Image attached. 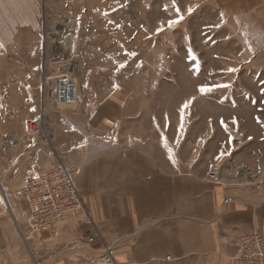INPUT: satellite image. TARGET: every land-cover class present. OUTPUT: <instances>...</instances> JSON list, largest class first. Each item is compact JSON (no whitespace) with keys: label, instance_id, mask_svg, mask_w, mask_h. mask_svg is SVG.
Listing matches in <instances>:
<instances>
[{"label":"rangeland","instance_id":"obj_1","mask_svg":"<svg viewBox=\"0 0 264 264\" xmlns=\"http://www.w3.org/2000/svg\"><path fill=\"white\" fill-rule=\"evenodd\" d=\"M53 17L61 26L69 20L74 37L67 49L58 46L56 25L44 73L68 74L87 97L77 106H55L43 73L2 74L19 85L13 104L0 103V128L20 136L21 145L0 129V148H39L70 166L82 161L74 149L82 142L80 119L132 81L136 130L124 146L157 145L176 166L192 157L220 166L219 186L233 199L264 195V14L237 16L218 0H69ZM36 120L41 131L33 135L27 125ZM89 132L86 146L117 142L109 130L98 138ZM3 186L0 180V220L14 224ZM31 240L1 253L0 264H38Z\"/></svg>","mask_w":264,"mask_h":264},{"label":"crops","instance_id":"obj_2","mask_svg":"<svg viewBox=\"0 0 264 264\" xmlns=\"http://www.w3.org/2000/svg\"><path fill=\"white\" fill-rule=\"evenodd\" d=\"M218 1L237 16L264 14V0ZM66 3L0 0V103L13 104L19 85L2 74L46 71L44 58L55 45L50 38L56 25L62 27L54 22L55 9ZM133 87L132 81L123 82L121 91L94 103L80 119L82 142L74 149L84 158L72 166L80 170L84 209L72 212L57 231L36 234L30 242L33 256L38 264H99L110 249L116 264H231L244 236L264 235V195L244 194L226 205L225 188L208 181V163L199 165L192 157L176 166L157 145L124 146L136 130L130 115ZM87 128L95 138L109 130L117 142L86 146ZM2 132L12 134L7 127ZM14 137L18 144L20 136ZM88 153L95 155L87 158ZM54 155L40 154L39 148H0L2 194L15 221L0 220V254L14 252L19 240L24 243L20 230L27 205L19 199L21 186L30 166L47 171L61 162Z\"/></svg>","mask_w":264,"mask_h":264},{"label":"built area","instance_id":"obj_3","mask_svg":"<svg viewBox=\"0 0 264 264\" xmlns=\"http://www.w3.org/2000/svg\"><path fill=\"white\" fill-rule=\"evenodd\" d=\"M71 27L72 23L69 20L62 25L61 34L57 39L58 46L68 48L74 37ZM54 61L59 62L60 57ZM43 74L41 79L43 88L51 92L55 106H77L87 97L86 91L79 88L68 74L56 75V77ZM27 128L33 135L39 134L40 121L29 122ZM79 174L78 168L62 162L47 171L41 170L36 164L30 166L19 192L20 201L27 205L26 222L20 230L25 241L32 239L38 233L57 231L72 212L84 209L83 198L78 191ZM208 181L218 186L222 183L220 166L213 165L210 168ZM233 200L232 196L227 194L224 204L229 205ZM100 262L116 264L110 249L106 250V255L100 259ZM231 264H264V235L254 233L244 236L241 239V252L232 259Z\"/></svg>","mask_w":264,"mask_h":264},{"label":"snow or ice","instance_id":"obj_4","mask_svg":"<svg viewBox=\"0 0 264 264\" xmlns=\"http://www.w3.org/2000/svg\"><path fill=\"white\" fill-rule=\"evenodd\" d=\"M177 11H179V9H177ZM189 11H191V9L189 10ZM181 19H182V17H181ZM179 21H172V22H170V23H178ZM203 90V89H202Z\"/></svg>","mask_w":264,"mask_h":264}]
</instances>
